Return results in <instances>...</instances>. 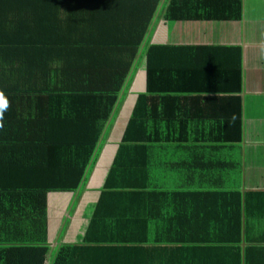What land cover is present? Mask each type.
Masks as SVG:
<instances>
[{
    "label": "trees",
    "instance_id": "1",
    "mask_svg": "<svg viewBox=\"0 0 264 264\" xmlns=\"http://www.w3.org/2000/svg\"><path fill=\"white\" fill-rule=\"evenodd\" d=\"M205 3L0 0V264H264V190L241 191L240 172L202 189L158 179L151 156L174 143L241 142L237 113L228 135L210 136L181 134L186 120L166 111L167 97L210 88L187 83L180 52L222 47L151 35L160 19L210 18L195 13ZM140 67L144 91L124 117ZM112 135L111 164L88 189ZM84 190L96 195L79 240L64 239L65 224L54 247L48 195Z\"/></svg>",
    "mask_w": 264,
    "mask_h": 264
},
{
    "label": "crops",
    "instance_id": "2",
    "mask_svg": "<svg viewBox=\"0 0 264 264\" xmlns=\"http://www.w3.org/2000/svg\"><path fill=\"white\" fill-rule=\"evenodd\" d=\"M205 1L206 7L195 13L206 12L210 18L176 22L160 19L151 35L150 43L222 47L180 52L185 57V68L192 69L187 83H203L210 88L202 95L167 97L166 111L186 120L185 127H180L181 134L210 136L228 135L237 113L241 142L237 149L235 144L220 142L155 147L151 156L156 176L202 189L203 184L217 183L220 178L234 182L240 172L241 191L264 190V0ZM139 70L142 80L133 83L141 87L136 91H144L145 74L142 67ZM135 99L131 94L124 99V117ZM115 136L105 141L87 182L88 189L100 185L110 166L116 150ZM95 195L85 190L78 200L72 193L48 195L49 243L55 247L61 242L58 238L65 224L64 239L79 240L86 208ZM244 245L242 242L241 247Z\"/></svg>",
    "mask_w": 264,
    "mask_h": 264
},
{
    "label": "rangeland",
    "instance_id": "3",
    "mask_svg": "<svg viewBox=\"0 0 264 264\" xmlns=\"http://www.w3.org/2000/svg\"><path fill=\"white\" fill-rule=\"evenodd\" d=\"M140 71V70H139ZM141 72H138L137 73V76L140 74ZM141 80H142V76L140 75V78H139V82H141ZM134 81V78L132 79V82ZM132 89H133V86H132ZM141 89V87L139 86L138 88H136L135 87V90H132L133 92L131 93V95H134V93H136V92H139V91H136V90H140ZM92 173V172H91ZM87 182H88V180H87ZM87 182H86V184H85V187H86V185H87Z\"/></svg>",
    "mask_w": 264,
    "mask_h": 264
},
{
    "label": "water",
    "instance_id": "4",
    "mask_svg": "<svg viewBox=\"0 0 264 264\" xmlns=\"http://www.w3.org/2000/svg\"><path fill=\"white\" fill-rule=\"evenodd\" d=\"M130 90V89H129ZM129 90H128V92H129ZM243 191V190H242Z\"/></svg>",
    "mask_w": 264,
    "mask_h": 264
}]
</instances>
